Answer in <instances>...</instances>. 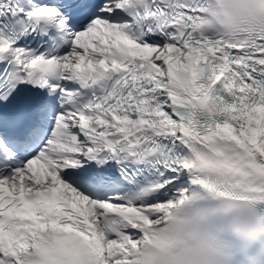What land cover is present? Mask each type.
I'll return each mask as SVG.
<instances>
[{"label":"snow or ice","instance_id":"snow-or-ice-1","mask_svg":"<svg viewBox=\"0 0 264 264\" xmlns=\"http://www.w3.org/2000/svg\"><path fill=\"white\" fill-rule=\"evenodd\" d=\"M0 264H264V0H0Z\"/></svg>","mask_w":264,"mask_h":264}]
</instances>
